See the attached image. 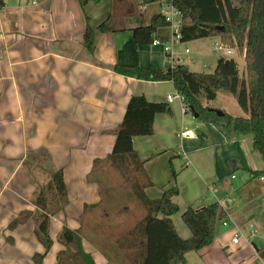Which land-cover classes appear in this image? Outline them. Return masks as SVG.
<instances>
[{"label":"crops","instance_id":"0c3cea01","mask_svg":"<svg viewBox=\"0 0 264 264\" xmlns=\"http://www.w3.org/2000/svg\"><path fill=\"white\" fill-rule=\"evenodd\" d=\"M140 2L89 0L82 8L78 0H0V251H17L23 257L17 260L26 259L29 264L34 253L43 251L31 218L8 227L21 210H35L31 201L34 184L28 180L23 162H31L40 154L45 166L39 164L42 169H62L68 197L65 207L50 217V237L56 240L57 232L66 226L79 232L82 248L95 264H133L131 251L133 247L139 249L141 240H135L132 228L146 209L133 198L125 179L120 183H126L127 190L116 191L103 178L102 169L109 162L114 130L128 99L142 94L148 101L164 102L169 107V112L154 115L151 134L132 137V147L151 181L143 189L145 195L154 199L161 196L162 188H178L172 201L179 209L170 218L183 238L190 231L181 212L188 206L216 201L252 243L241 242L228 250L235 252L225 253L231 233L217 220L212 243L196 251L199 264H264V247L251 240L256 230L245 229L250 216L244 215L239 205L232 207L228 199L253 179L264 181L251 174L264 169V161L252 148L253 133L232 132L197 119L184 109L170 80H144L114 71L115 66L166 69L173 62L198 71L193 67L196 57H185L190 52L201 54L198 41L204 38L175 41L170 57L162 44L134 41L132 28L148 24L155 13L164 14L168 5L164 0ZM110 14L117 29L97 30ZM86 16L95 29L92 51L82 44ZM156 33L158 40L165 42L172 31L167 25ZM232 49L230 57L236 60L241 76L245 72L244 56ZM167 95L173 98L168 100ZM220 95L221 103H217ZM203 105L232 116H247L226 92H217ZM185 130L188 134L181 133ZM240 170L247 176L238 188L232 180L234 172ZM114 195L123 196V200ZM136 204L142 207L141 212L134 209ZM52 248L53 260L49 256L45 264H55L61 245L55 242ZM2 254L0 261L5 262Z\"/></svg>","mask_w":264,"mask_h":264},{"label":"trees","instance_id":"16d2710c","mask_svg":"<svg viewBox=\"0 0 264 264\" xmlns=\"http://www.w3.org/2000/svg\"><path fill=\"white\" fill-rule=\"evenodd\" d=\"M88 1L78 0L82 8ZM154 1L159 0H141L140 4ZM166 1L181 16L179 41L217 37L243 54L244 74L240 76L237 62L230 56H219L211 72L193 71L185 63H174L166 69L156 70L141 66H115L114 71L138 79L172 81L187 111L197 114V119L220 124L232 132H252V148L264 161V0ZM167 25L164 14L155 13L148 24L132 28V37L138 44H151L154 39H159L157 29ZM96 28L102 32L117 29L113 15L110 14ZM94 32L86 16L82 44L89 51L93 48ZM219 91L232 95L247 116H232L226 112L219 116L212 108L203 105L204 100L214 99ZM160 112H169L166 103L148 101L142 94L131 95L123 118L114 130L115 142L107 156L119 172L128 173L124 179H128L133 198L146 209L145 216L132 228L135 240H141L139 249L133 247L131 251L133 264H184L186 253L212 243L215 224L225 215L216 201L201 207H186L180 216L190 235L183 238L176 232L170 218L179 209L172 201V197L178 194V188H162L161 196L154 199L143 192L151 181L132 147V137L151 134L153 117ZM27 164L24 161L23 167ZM41 170L47 174L44 183L38 185L34 179H28L34 184L31 201L35 210H21L8 225L12 229L29 218L33 220V232L43 251L32 255V264H41L52 245L48 233L50 217L68 203L62 169ZM251 174L264 175V169L253 170ZM172 177H175L174 171ZM57 241L61 248L56 252L55 264H95L91 254L82 248L77 230L62 226Z\"/></svg>","mask_w":264,"mask_h":264},{"label":"rangeland","instance_id":"374dc122","mask_svg":"<svg viewBox=\"0 0 264 264\" xmlns=\"http://www.w3.org/2000/svg\"><path fill=\"white\" fill-rule=\"evenodd\" d=\"M97 3V2H96ZM199 49H201V54H187L185 57L186 60L189 59V57L195 56L196 61L195 65L193 67L198 71H205V72H211L214 69V64L219 57V54L214 51L213 49V39L212 38H204L198 41ZM236 49V48H235ZM192 51V50H191ZM235 53H241L237 49L235 50ZM225 94V93H220ZM221 95L217 99V103H221ZM231 105V104H230ZM237 106V105H236ZM232 109V106H230ZM27 166L24 167V172L27 174V178L34 179V183H37L38 185H41V183H44L47 180V174L41 170V164L44 166V160L42 155H36L31 159L30 161H27ZM98 162L94 164L96 165ZM40 164V165H39ZM30 165V166H29ZM29 166V167H28ZM29 168V169H28ZM45 170V169H44ZM48 171V170H46ZM104 172L103 178L108 179L109 184H112L114 186V190L120 191L127 190L128 186L126 183H120L125 178L126 175H128L127 172H118L111 168L110 163L107 162L104 163V169H102ZM120 174V175H119ZM129 176V175H128ZM127 176V177H128ZM235 179L232 180L234 187H238L239 185H242L246 180V173L244 171L234 172ZM126 177V178H127ZM126 180V179H125ZM128 182V179L126 180ZM119 183L122 185H119ZM117 184V185H116ZM239 188V187H238ZM110 194V193H106ZM116 195H114L115 197ZM236 196H239L240 199L237 200ZM234 198L233 200H231ZM117 200H123V196H116ZM126 199H130V196L127 195ZM229 203L232 207H234L236 204L243 208V214L250 216L249 220L247 221L245 225V229L253 228L256 230L257 235L251 238V240L255 243L257 247H264V181H260L258 178L253 179L251 182H248L244 184L241 188L235 190L232 192L229 196ZM137 205V204H136ZM135 205V206H136ZM138 207H135L134 209L142 211V207L140 205H137ZM50 221V220H49ZM226 230L229 231L228 234L230 235L232 226L226 227ZM59 232V231H58ZM57 232V234H58ZM49 233V231H48ZM57 234H56V240L52 239V245L50 246L49 250L46 252L42 264H45L48 260V257L51 256L53 260V254H52V246L53 244L59 243L57 241ZM50 236V235H49ZM60 244V243H59ZM253 248V246H252ZM225 253H233L235 250L229 251L227 249H224ZM3 254V257L5 258V262H1L2 264H29V260L21 259L17 260V257H21L19 252H15L11 249H6L4 251H0ZM187 264H199V256L196 254V251H190L187 255Z\"/></svg>","mask_w":264,"mask_h":264},{"label":"built area","instance_id":"2783aa9c","mask_svg":"<svg viewBox=\"0 0 264 264\" xmlns=\"http://www.w3.org/2000/svg\"><path fill=\"white\" fill-rule=\"evenodd\" d=\"M168 5L166 6V11L164 12V18L166 22L168 23V26L171 28L172 34L170 38L165 41L161 42L158 39H154L152 41V45L156 44H162L163 49L165 53L170 57L174 51H173V43L175 41H179V26L181 23V16L177 9H175L172 4L169 1L164 0ZM137 9H141V6H138ZM213 49L215 52L219 54V56H230L233 53V49L231 47H228L224 43H222L218 38L213 42ZM188 49L185 48V52H187ZM174 62L172 63V65ZM178 98L182 100L181 95H176ZM166 98L168 100H171L173 96L167 95ZM184 109L187 111V108L184 105ZM182 134H188V131L181 132ZM233 177V175H232ZM259 178L261 180H264V175H260ZM225 211V215L219 219L221 225L228 227L232 226L231 235L229 237V242L226 246L227 250H231L238 246L241 242H246L248 245H252V243L249 241V238L241 231V229L235 224L232 215L229 212Z\"/></svg>","mask_w":264,"mask_h":264},{"label":"water","instance_id":"95a60500","mask_svg":"<svg viewBox=\"0 0 264 264\" xmlns=\"http://www.w3.org/2000/svg\"><path fill=\"white\" fill-rule=\"evenodd\" d=\"M214 111H215V113L217 114V115H222L223 114V111L221 110V109H217V108H212ZM193 114V116L194 117H197V114H194V113H192Z\"/></svg>","mask_w":264,"mask_h":264}]
</instances>
